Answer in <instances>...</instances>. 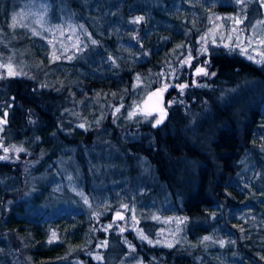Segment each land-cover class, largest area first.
<instances>
[{
    "label": "trees",
    "instance_id": "obj_1",
    "mask_svg": "<svg viewBox=\"0 0 264 264\" xmlns=\"http://www.w3.org/2000/svg\"><path fill=\"white\" fill-rule=\"evenodd\" d=\"M9 1H0V39L12 49L0 42L1 52L28 73L0 78V264H264V63L222 47L194 58L198 27L153 26L174 0ZM21 2L75 27L81 48L69 61L6 26L5 11ZM113 24L129 29L132 60L109 35ZM185 45L191 59L177 56ZM155 89L171 100L159 124L138 108ZM115 186L139 235L96 219ZM170 215L183 218L171 247L147 231Z\"/></svg>",
    "mask_w": 264,
    "mask_h": 264
},
{
    "label": "rangeland",
    "instance_id": "obj_2",
    "mask_svg": "<svg viewBox=\"0 0 264 264\" xmlns=\"http://www.w3.org/2000/svg\"><path fill=\"white\" fill-rule=\"evenodd\" d=\"M1 1V0H0ZM16 0H10V7L15 5ZM257 4H253L249 7L245 6L242 9L239 8L241 3L238 0H174L169 7H164L160 9V14L162 19L158 24L154 23L155 27H162L164 29H170L169 26L172 24V21L176 19H186L184 22L190 24L194 28L198 27L195 36V49L197 51L194 54V58H207L210 53H215L216 49L219 47L225 48L227 50H236L239 51L241 55L245 58L252 61H261L259 64L264 63V3L262 0H257ZM13 3V5H12ZM21 7L17 9H7L5 15L7 16L4 20L7 21L6 26L10 29L13 28H23L27 29L25 32L30 39H32L38 45H41L44 49L48 50V54L52 59H59L63 62H67L71 59V51L73 49L81 48V45L78 41L77 31L73 25L70 23L52 25L48 20V12L45 9L44 5L41 3H26L21 2ZM0 4H4L0 2ZM17 4V3H16ZM18 5V4H17ZM163 5V4H161ZM225 8L216 9L220 6ZM230 7V8H227ZM137 23L140 24L141 19H137ZM239 21V23H237ZM164 24V25H162ZM196 26V27H195ZM109 35H114L118 40L122 48L121 51L126 52L130 60H132L130 54L132 43L129 42L123 43L122 38L128 36L129 29H121L118 25L109 26ZM0 33H3V29L0 25ZM8 36V35H6ZM231 36L232 39L229 40L228 37ZM14 39V38H13ZM251 39L252 43L249 44L248 41ZM239 41V46H238ZM0 42H2V49L11 50L12 42L11 37H1ZM227 45V47L225 46ZM242 48H247L246 52H242ZM191 48L188 45L185 47L179 48L178 57L182 54L183 51L186 52V56H191ZM80 50V49H79ZM0 48V65L11 64L12 68L19 73L15 75L16 77L26 76L28 69H25L22 64H19L13 57L6 54V56L1 52ZM26 53V51H22ZM120 57V56H119ZM182 57V56H181ZM3 58H9L10 60L3 61ZM205 63H201L199 68L205 70ZM198 69V67L196 68ZM196 69L194 72V77L198 80L203 79L206 75L197 74ZM2 76L7 77L8 70L6 67H0V78ZM14 76V77H15ZM167 90H162L160 94L163 96V109L165 110L168 105L171 103L170 99L165 98ZM151 93V92H149ZM141 98L139 109L141 110V103L145 96ZM134 113L136 109H133ZM164 114H159L153 116L152 122L156 123L158 119H162ZM70 191L77 194L78 198L83 200V207L90 209L92 207L91 201L86 197L77 193L75 186L71 185ZM124 189L115 186V189H112V194L108 193L105 195L104 199L98 201L99 203L95 207V213L97 215L96 219L99 217H106L110 215L111 217L116 212H121L125 215V219L122 222H112L117 226L118 230L121 232H131L141 233L138 229L139 217L134 209L125 210L124 205H120L119 202L120 196L124 197L126 195L122 194ZM124 192V191H123ZM117 205V206H116ZM91 210V209H90ZM140 213H147L148 211L139 207ZM156 223L152 226L147 227V231L152 234V239L155 242H158L160 245L172 246L180 239V234L182 233L181 223L183 218L177 217L176 215H170L160 220L163 222V226H158L159 222L155 219ZM144 232L143 230H141ZM150 235H145L149 237ZM102 248L99 255L96 258L100 261L106 258L108 255L107 250Z\"/></svg>",
    "mask_w": 264,
    "mask_h": 264
},
{
    "label": "water",
    "instance_id": "obj_3",
    "mask_svg": "<svg viewBox=\"0 0 264 264\" xmlns=\"http://www.w3.org/2000/svg\"><path fill=\"white\" fill-rule=\"evenodd\" d=\"M141 110L144 113H151V116L166 113V110L163 109V96L160 94V91L158 89L153 90L151 93L144 97L141 103ZM117 213H119L124 218L119 219L117 217ZM124 219L125 215L121 212H116L111 217L112 222H122Z\"/></svg>",
    "mask_w": 264,
    "mask_h": 264
},
{
    "label": "snow or ice",
    "instance_id": "obj_4",
    "mask_svg": "<svg viewBox=\"0 0 264 264\" xmlns=\"http://www.w3.org/2000/svg\"><path fill=\"white\" fill-rule=\"evenodd\" d=\"M238 2H242V0H238ZM262 3H264V0H262ZM138 22V21H137ZM237 23H239V21H237ZM228 39L229 40H231L232 39V37L231 36H229L228 37ZM93 43H95V41H93ZM248 43L249 44H251L252 43V41H251V39H249V41H248ZM226 47H227V45H225ZM238 46H239V41H238ZM241 51L242 52H246L247 51V48H242L241 49ZM249 58L251 59L252 57L251 56H249ZM189 59H191V57H189ZM261 61H257V63H260ZM0 67H6L7 68V70H8V75L9 76H15V75H18L19 73H17L13 68H12V66H11V64H8V65H0ZM196 72H197V74L199 75V74H204V75H208V73L207 72H205V70L203 69V68H198V69H196ZM213 75H214V73H213ZM183 87H187V85H182L181 86V88H183ZM117 111H119V109H117ZM151 113H145V115H150ZM5 116L7 115L6 113L4 114ZM130 115H135V113H130ZM5 121H0V123H4ZM159 123H161V120L160 119H158L157 121H156V124H159ZM81 127H83V125H81ZM22 150V149H21ZM4 151L5 152H8V149L7 148H4ZM7 157H0V159H6ZM117 217L119 218V219H123L124 217L123 216H121L119 213H117ZM52 237H53V239L56 237V234L55 233H53L52 234ZM141 238L142 239H147V237H144L143 235L141 236ZM205 240H207V239H209L208 237H205L204 238ZM49 242H51V240L49 241ZM149 243H151V241H149ZM169 247H171V245L169 244L168 245Z\"/></svg>",
    "mask_w": 264,
    "mask_h": 264
}]
</instances>
